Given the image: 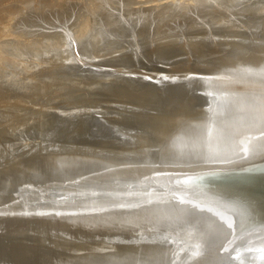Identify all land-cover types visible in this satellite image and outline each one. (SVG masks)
Segmentation results:
<instances>
[{
	"label": "bare ground",
	"instance_id": "1",
	"mask_svg": "<svg viewBox=\"0 0 264 264\" xmlns=\"http://www.w3.org/2000/svg\"><path fill=\"white\" fill-rule=\"evenodd\" d=\"M108 1L89 2L102 13L45 0L42 12L13 14L61 32L57 19L70 15L82 35L68 20L76 41L60 45L55 28L0 64L10 104L0 105V134L16 136H0V264H264V177L251 176L264 173V0H194L155 16ZM109 56L118 59L103 63ZM41 70L62 75L43 81ZM56 86L77 96L61 92L65 103ZM145 229L163 238L155 251Z\"/></svg>",
	"mask_w": 264,
	"mask_h": 264
},
{
	"label": "rangeland",
	"instance_id": "2",
	"mask_svg": "<svg viewBox=\"0 0 264 264\" xmlns=\"http://www.w3.org/2000/svg\"><path fill=\"white\" fill-rule=\"evenodd\" d=\"M0 1H1V4H2V5L0 4L1 7L3 6V7L5 8V6L9 5V6L12 7V8H11V9H10V7H6V8H8V10H13V11H14V12L11 11L12 13L7 12V13H8V14H7V13H1L3 10H2V9H1L2 11L0 10V11H1L0 14H4V15H6V16H3V15H1V16H2L3 18H6L5 20H7V21H5L4 19H1L2 23L0 24V25H1V26H0V64H1V66H2L3 62L6 63V61L10 62V61L16 59V57L19 56L20 53L22 52V48H23V46H24V47H26V46H27V47H30V46L33 44V41H35V40L38 39L40 36H42V34H43L44 32H46V31H47V32H49V31H50V32H51V31H52V32H55V33H54V36H55V34H57V33L60 31V30H58V29H62V26H56V27H55V25H57V24H55V23H56L55 21H57V20H58V21H59V20H63V21H64V19H65L64 23H63V21H61L62 24H63V25H64V24H65V25L68 24V25H69V23H70L72 20H71V21H70L69 19L66 20L67 16H68V18H70V19H73V18H74V17H73V18L69 17L70 15H66V16H65L64 18H62V19L59 18V19H57V20L51 21V22H53V23L55 22V23H54L55 25H52V23H51V25H52V28H54V30H55V28H56V29L58 28V29L56 30V31H58L57 33H56V31H54L53 29H51V26H49V25H50L49 23H48V25L46 24L47 22L42 23V25H41V26H38V27H37V26L35 27V25L33 24L34 27H33V25H32V28L28 29V26H23V25L20 23L19 19H18L17 21H15L16 18L14 19V16H15V15L17 16V15H19V14H22V13H23V10H24V12H28L29 10H33V11L35 12V14H36L37 12H42V11L44 10V9H43V8H44L43 6H44V1H45V0H30V2H31V7L26 6V2H27V0H26V2H24V0H19V1H18V0H17V1H12V0H11V1H9V3L11 2V4L7 3L8 1L6 2L5 0H0ZM2 1H4V2L2 3ZM28 1H29V0H28ZM59 1H60V0H58V2H59ZM79 1H80V2H79ZM90 1H91V0H75V2H77L79 5H80V3H81V5H83V6H85V7L88 6V5L86 6L85 4H89L88 7H90L91 5H93L92 3H89ZM120 1H121V0H120ZM124 1H126V0H124ZM124 1H123V2H119V0H118L117 2H116V0H115V2H114V1H113V2H112V1H108L107 4H109V5H112V4H113V5L117 6V7L120 6V5H121V6H124V7H122V8H123V9L125 8V10H126L127 12H129L130 15H131V13L133 12V10L138 11V10H139L138 8H140V7H141V8H140L141 10H144V11H145V9L143 8V7H145L146 9H150L149 11H156V12H154V16H155V15H159V14H161V13H158V12H159L160 10H164L165 6L167 7V5H168V7H169V5H176V6H180V7L185 8L186 6H190L192 3L195 2L194 0H189V1H188V0H127V1H126V4H124ZM128 1H130V3H129ZM172 1H173V2H172ZM178 1H180V2H178ZM12 2H15V3H16V4H15L16 6H15V5H12V4H13ZM58 2H57L58 7L61 8V7H62L63 5H65V4L67 5V4L73 3L74 0H61L59 3H58ZM87 2H88V3H87ZM127 2H128V4H127ZM131 2H132V3H131ZM188 2H189V3H188ZM5 3H6V4H5ZM23 3H24V4H23ZM60 3H61V5H60ZM114 3H115V4H114ZM119 3H120V5H119ZM3 4H5V6H4ZM41 4H42V5H41ZM116 4H117V5H116ZM59 5H60L61 7H60ZM192 5H193V4H192ZM192 5H191V6H192ZM14 6H15V8H14ZM115 6H114V7H115ZM1 7H0V8H1ZM91 7H92V8H95L94 10L97 11V13H100V12L102 13V11L99 10L100 8H99L98 6H94V5H93V6H91ZM97 7H98V8H97ZM112 7H113V6H112ZM147 7H149V8H147ZM41 8H42V10H39V9H41ZM115 8H116V7H115ZM118 8H120V7H118ZM122 8H121V9H122ZM162 8H163V9H162ZM113 9H114V8H113ZM113 9H112V10H113ZM155 9H156V10H155ZM38 10H39V11H38ZM141 10H140V12H139V11H138V12H139V13L144 12V11H141ZM113 11H114V10H113ZM113 11H112V12H113ZM119 11H120V9H119ZM130 11H131V13H130ZM136 11H134V12L132 13V15H133L134 13L137 14ZM146 11H148V10H146ZM146 11H145V13H148V12H149V11H148V12H146ZM114 12H115V11H114ZM116 12H117V11H116ZM116 12H115V13H116ZM10 14H11V15H10ZM13 14H15V15L13 16ZM113 15H114V16H117L118 14L115 15V14L113 13ZM8 16H9L10 18H9ZM95 16H96V15H95ZM95 16L93 17V19L96 18ZM164 16L166 17V15H164ZM7 17H8L10 20H9ZM97 17L99 18V16H97ZM165 17H164V18H165ZM88 18H89V17H88ZM111 18H112V19H111ZM111 18H110L111 20L114 19L113 17H111ZM116 18H117V17H116ZM116 18H115L114 20H116ZM89 19H91V18H89ZM96 19H97V18H96ZM68 20H69L70 22H69ZM74 20H75V18H74ZM86 20H87V19H86ZM111 20H110V21H111ZM114 20H113V22H114ZM87 21H88L87 23H89V25H90L92 19H91L90 22H89V20H87ZM49 22H50V21H49ZM59 22H60V21H59ZM59 22H58V23H59ZM65 22H66V23L69 22V23L66 24ZM92 22L94 23V20H93ZM106 22H108V21H106ZM74 23H75V22L72 21V25H70V27H72ZM177 23H178V22H177ZM177 23H176V24H177ZM38 24H39V23H38ZM38 24H36V25H38ZM40 24H41V23H40ZM40 24H39V25H40ZM62 24H61V25H62ZM76 24H77V25H76ZM76 24H75L74 26H77V27H75V28H78V29L72 31L73 33H75V32H76V33H77V32L79 33V34L77 33L76 35L74 34L76 37H75L73 34H71V31H70V30H71L72 28L68 27V25H67L68 28H66L65 25L63 26L64 29H66V30H62V32L60 31L59 34H57L59 38L56 37V36L54 37V38L59 39V40H60V39H63V41L61 40L62 42L60 41V43H61V44L59 43L60 45H63L62 43L65 42V41H66V43L68 44V41H69V39L67 40L68 36H71L72 41H76L75 38H77V36L80 37V36L82 35V34H80V32H79V31H81L80 29H81V27H82V26L80 25L81 23H80L79 19H78V22L76 21ZM78 24L80 25V27H79ZM102 24H103V23H102ZM173 24H174V23H173ZM173 24H172V25H173ZM178 24L180 25V23H178ZM104 25H105V23H104ZM181 25H182V24H181ZM74 26H73V27H74ZM173 26H174V25H173ZM173 26H172V27H173ZM29 27H30V25H29ZM59 27H61V28H59ZM170 27H171V24H170ZM79 28H80V29H79ZM146 28H147V29H146ZM146 28H145V29H146L147 32H148V31H149V30H148L149 28H148V27H146ZM67 29H68L69 33H68ZM143 29H144V28L142 27V31H143L142 33H145V34H146V31L144 32L145 29H144V30H143ZM195 29L197 30V31H194L195 33L197 32L196 34H198V33L201 34V32H199V29H200V31L202 30L201 28H198V29L195 28ZM28 30H29V31H28ZM78 30H79V31H78ZM32 31H33V32H32ZM82 31L84 32V30H82ZM95 31H96V30H95ZM150 31H151V30H150ZM27 32H28V33L30 32V33L27 34ZM35 32H36V33H35ZM37 32L39 33V35L37 34ZM63 32H64V33H63ZM65 32L68 33V35L66 34L67 37L65 36ZM83 32H82V33H83ZM158 32H159V30H158L157 32H156V31H155V32L152 31L153 35L151 34V32H150L149 34L147 33L146 35H145V34H144V35H145V36H147V35H150V36L152 35V36H154V35H156ZM187 32H190V30L187 31ZM187 32H184V33H187ZM23 33L25 34L24 36H23ZM60 33H61V34H60ZM191 33L194 35V33H193L192 30H191L190 34L187 33V34H185V35H187L188 37H191V36H192ZM21 34H22L23 37L21 36ZM35 34H36V35H35ZM45 34H47V33H45ZM49 34H53V33H49ZM49 34H48V36H51V35H49ZM62 34L64 35L63 38L61 37ZM31 35H32V37H31ZM59 35H60V36H59ZM142 35H143V34H142ZM158 35H159V37L161 36L160 33L157 34V36H158ZM190 35H191V36H190ZM17 36H20V37H22V38H20V37L17 38ZM38 36H39V37H38ZM157 36H156V37L154 36L153 38H157ZM187 36H186V37H187ZM27 37H28V38H27ZM36 37H37V38H36ZM65 37H66V38H65ZM73 37H75V38H73ZM64 38H65V39H64ZM15 39H16V40H15ZM24 39H25V40H24ZM31 39H32V40H31ZM17 40H18L19 42H17ZM64 40H65V41H64ZM15 41H16V42H15ZM20 41H21V43H20ZM31 41H32V44H31ZM22 42H23V43H22ZM37 42H38V41H37ZM41 42H42V41H41ZM41 42H39V43H40V44H43V43H41ZM18 43H20V44H18ZM28 43H30L31 45L28 44ZM17 44H18L19 46H18ZM67 44H66V45H67ZM25 45H26V46H25ZM102 45H104V44H101V47H102ZM39 46H40V45L38 44V47H39ZM27 47H26V48H27ZM101 47H100V48H101ZM103 47H104V46H103ZM103 47H102V48H103ZM39 48H40V47H39ZM104 48H105V47H104ZM23 49H24V48H23ZM98 50H100V49L98 48ZM102 50H104V49H102ZM30 54H31L30 56H32V53H31V52H30ZM34 54H35V53H33V56H34ZM28 55H29V54H28ZM111 58H113L114 61H115V59H118V58H115V57H113V56H109V57L107 58V60H106V57H104V59H105L104 62H103L102 60L100 61V60H99L100 58H99V59H96V60L98 61L99 64H100V63L102 64V62H103V63H106V62L108 63V62H110L111 60H108V59H111ZM114 58H115V59H114ZM101 59H102V58H101ZM40 60H41V59H40ZM40 60H37V61H40ZM94 60H95V58H94ZM94 60H92V61L94 62ZM113 60H112V61H113ZM28 61H29V60H28ZM114 61H113V65L117 62V60H116V62H114ZM40 62H41V61H40ZM7 64H8V66H9V63H7ZM32 64H33V63L29 64V65H31L30 67H32ZM116 64H117V63H116ZM3 65H4V67L7 66L6 64H3ZM10 66H12V65L10 64ZM33 66H34V64H33ZM2 67H3V66H2ZM4 67H3V68H4ZM9 68H10L11 70H10ZM9 68H8V67L6 68V69H8V71L5 69V70L7 71V73H9V71H10V72H13V71H12V70H13V66H12V67H9ZM41 71L43 72V75H44V76H42V74H39V73H41ZM41 71H39V73H37V74H39V76L37 75L38 78H37V76H35V77H36L37 79H39V78L41 79V78L43 77V78H42L43 81H46V80L48 79V77H49V75H50L49 73L52 74V75H50V76H52L53 78H56V76L58 77V74H59V73H60L59 76L62 75V74H61L62 72H59V71H61V70H58V71H57V70H53V72L55 71V72H54L55 74L58 72L56 76H54L55 74H53L52 72H50V71H52V70H50V71H49V70H45L47 73H48V71H49V73H48L47 76L45 75L44 70H41ZM56 71H57V72H56ZM91 72H92V71H91ZM47 73H46V74H47ZM9 74H11V73H9ZM40 76H42V77H40ZM46 77H47V78H46ZM44 78H45V79H44ZM49 78H50V77H49ZM42 80H41V81H42ZM41 81H40V82H41ZM60 83H61L62 85L64 84V82H63V83L60 82ZM58 85H59V86H62V85H60L59 83H58ZM58 85H57V86H58ZM57 86H56V88H57ZM65 86H66V83H65V85H64V90H65L66 88L69 87V85H67L66 88H65ZM53 87H54V89H55V86H53ZM53 87H52V88H53ZM84 87H86V86H84ZM60 88L63 89V87H60ZM60 88H59V91H60ZM70 88H71V90H72V87H70ZM82 88H83V87H82ZM86 88H88V90H85V91H84V88H83V90H82L81 88H79V92L81 91V93H82V91H84L83 93H88V92L91 93V92L93 91L92 94H90V95H93V93H95L96 95H98V94L100 93L101 95L99 94L100 96H98V97H97V96L95 97V96L93 95V97H95L94 99H97V100H99V99H98L99 97L102 98V94H103V96H104V94H105L104 98H106V97H107L106 93H107V94L109 93V92H107L106 90H103L102 87H101V88H102V91H103V92L106 91L105 93H101V92H99L101 89L98 90V88L96 89V90L98 91V93H97L96 90H93V88H91L92 91H89V90H90L89 87H86ZM99 88H100V87H99ZM50 89H51V87L49 88V91H50ZM54 89H53V90H54ZM73 89H74V87H73ZM76 89H77V91H78V87H77ZM76 89H74V90L76 91ZM80 89H81V90H80ZM94 89H95V88H94ZM51 90H52V89H51ZM53 90H52V92L55 94V90H56V89H55L54 91H53ZM64 90H63V91H64ZM71 90H68V91H71ZM74 90H72V93L76 95V93H75ZM49 91H46V92L48 93V94L46 93L47 96H48L47 99H50L49 97L52 98V97L54 96V94L50 91V92L53 94V95H51V93H49ZM59 91H58V88H57V92H59ZM63 91H60L59 93L56 92V93H57V96H56V97H58V95L60 94L59 97L61 98V97L63 96V95H61V92H62L63 94H65V95H66V93L68 92V91H67V92L65 91V93H64ZM73 91H74V92H73ZM86 91H87V92H86ZM94 91H96V92H94ZM79 92H77V93L79 94ZM7 93H8V92H7ZM10 93H11V92H9L7 95L9 96ZM83 93L80 94V95L83 96ZM112 93H114V96H115V93H116V92H112ZM112 93H111V94H112ZM118 93H119V92H117L116 94H118ZM0 94H1V93H0ZM44 95H45V93L42 94L43 97L40 96V95H39L40 98H39V96H37V97L39 98V100H41V98H44ZM65 95H64V96H65ZM84 95H86V94H84ZM87 95H89V93H88ZM87 95H86V96H87ZM108 95H109V96L107 97V98H108L107 100H108V101H109V99H112V100H113V101H112V100L109 101V103L111 102V104H114V103H112V102H118V101H119V102L122 103L123 100L125 101V99H122V98H121V101H120V99H119L120 97L117 98V99H115V97H118L119 95H117V96H115V97H114V96L111 97L112 95H110V93H109ZM120 95H121V94H120ZM10 96H11V94H10ZM47 96H46V97H47ZM64 96H63V97H64ZM76 96H77V95H76ZM82 96H81V97H82ZM86 96H85V97H86ZM37 97L35 96L36 101L38 102ZM56 97H55V101H56V99L58 100V98H56ZM63 97H62V98H63ZM81 97H80V98H81ZM83 97H84V96H83ZM85 97H84V98H81V99H83V100L86 101V99L92 98V96H91V97H90V96H89V97L87 96L86 98H85ZM110 97H111V98H110ZM121 97H122V96H121ZM35 98H34V100H33L32 98H30V99H32L31 103H32L33 101H35ZM53 98H54V97H53ZM53 98H52V99H53ZM62 98H61V100H62ZM47 99H46V98H45L44 100L42 99V100L45 102V106L48 105V103L46 104V100H47ZM52 99H50V101H52ZM64 99H66V102H65V103L70 102V100H69L68 98H66V96H65ZM118 99H119V100H118ZM61 100L59 99L58 102H60ZM68 100H69V101H68ZM100 100H101V99H100ZM115 100H116V101H115ZM36 101H35V104H37ZM43 101H41L42 103H40V101H39V103L43 105V104H44ZM50 101H49V103H50ZM53 101H54V100H53ZM55 101H54V102H55ZM103 101H105V100L102 99L101 102H103ZM108 101H107V102H108ZM124 101H123V102H124ZM3 102H4V101H3ZM3 102H2V103H3ZM6 102H7V101H6ZM6 102H4V104H3V106H2V105H1L2 103H1V100H0V105H1L2 107H4V105H5V106H6V105H10V104H7ZM47 102H48V101H47ZM56 102H57V101H56ZM39 103H38V104H39ZM104 103H105V105H107L108 107H109V105H111V104H109V103H106V101H105ZM126 103H127V100H126ZM38 104H37V105H38ZM40 104H39V105H40ZM57 104H58L59 106H57L56 103H55V106H51L52 104H51V105L49 104V105H50L51 107H53L54 109H57V107H62L61 103H57ZM62 104H63V103H62ZM108 104H109V105H108ZM53 105H54V103H53ZM103 105H104V104H103ZM35 106H36V105H35ZM50 106H48V107H50ZM56 106H57V107H56ZM63 106H64V105H63ZM36 107H37V106H36ZM55 107H56V108H55ZM112 107H113V106H112ZM0 108H1V107H0ZM4 134L6 135V133H4ZM2 135H3V133L0 134V136H2ZM7 136H9V137L7 138ZM7 136H4V135H3V138H6L5 141H7V142L9 143V145H10V144L14 141V139H16V136L13 138L14 135H12L11 133L8 134ZM10 137H12L13 139H11ZM3 138H2V137L0 138V140H1V139L3 140V141H0V142H2V145H1L2 147H4V146H3V144H4V139H3ZM8 139H9V140H8ZM10 139H11V140H10ZM17 140H18V139H17ZM17 140H16V141H17ZM7 142H5V143H7ZM10 142H11V143H10ZM83 142H85V141H83ZM94 142H95V141H94ZM13 143H15V142H13ZM0 144H1V143H0ZM94 144L97 145V144H99V143L96 144V142H95ZM111 145H112V144H111ZM5 146H6V148L9 147L8 144L5 145ZM7 146H8V147H7ZM112 146H113V145H112ZM6 148H5V149H6ZM163 156H164V155H163ZM161 157H162V156H161ZM251 176H252V177H254V176H257V177H264V173L252 174ZM207 178H208V177H207ZM222 180H223V178H222ZM116 218H117V217H116ZM113 221H114V220H113ZM124 221L126 222V219H125V220L123 219V221H121V222H124ZM127 221H128L127 223H129V221H131V220H128V219H127ZM114 223H115V222H114ZM116 223H117V222H116ZM119 223H120V222H119ZM148 229H149V228H148ZM148 229H147V230H148ZM127 230H128V231H127ZM145 231H146V229L144 230V233H142L143 235H145L147 232H150V231L148 230V231H146V233H145ZM158 231H159V230H157V232H158ZM124 232H125V230H124ZM124 232H123V234H125ZM130 232H132L131 229H126V233H130ZM142 232H143V231H142ZM159 232H160V231H159ZM160 233H161V232H160ZM14 234H15V233H14ZM148 234H149V233H147L146 236H149L152 240H150V238H147V239H146V238H144V236L141 235L142 237L140 236L141 238L139 237L138 241H139L140 239H141V240H140L139 242H141V241L144 240V239H145V240H150V242H151L152 244H150V242H148V247L150 248L151 245H152V246H151L152 248L155 247V248H153V251H155L156 249H158V248H157L158 246H159V247L162 246L161 244L159 245V243H160V241H162L163 238H161V236H159L158 233H157V235H158V236L160 237V239H161V240H160V239H159V240L157 239L159 242L155 239L156 237L158 238L157 235H156V237H155V236H153L151 233H150V235H148ZM155 234H156V233H155ZM23 235L26 236V234H23ZM23 235L20 234V235H17V236L23 237ZM114 235H115V234H114ZM151 235H152V236L154 237V239L156 240L155 243H153V241H155V240H153V238L151 237ZM116 236H117V234H116ZM120 236H121V234H120V235L118 234L117 237L120 238ZM122 236H123L122 238L126 241V242H125V243H126L125 246L130 245V243L127 242L128 238H125V237H126L125 235H122ZM127 236H129V235L127 234ZM122 238H121L120 241H119V243H120L121 245L118 246L119 244H117V246H118L119 248H122L121 246H122V244L124 243V242L121 243V242H122L121 240H123ZM130 238H131V237H130ZM130 238H129L128 241H130ZM142 238H144V239H142ZM126 239H127V240H126ZM139 242H138V243H139ZM127 243H129V244H127ZM136 243H137V242H136ZM136 243H132V244L135 246ZM138 243H137L136 245H139V246H140V245L142 244V243H141V244H138ZM15 244H17V243L14 242V248H15ZM132 244H131V246H133ZM149 244H150V245H149ZM154 244H157V247H156V245L153 246ZM10 245L13 246V243H11ZM123 245H124V244H123ZM143 245H145L144 247H147V242H146V241H143ZM143 245H141L140 247H143ZM125 246H123V248H124ZM136 247H137V246H135L134 248H136ZM144 247L142 248L143 250L145 249ZM148 247H147V248H148ZM123 248H122V249H123ZM125 248H126V247H125ZM138 248H139V247H138ZM138 248L135 249V250H138V254L142 253V251H140L141 248H139V249H138ZM129 249H130V248H129ZM150 249H151V248H150ZM150 249H149V252H150ZM154 249H155V250H154ZM132 250H133V248L131 247V251H132ZM135 250H133V251H135ZM146 250H147V249H146ZM151 250H152V249H151ZM133 251L131 252V254H132V253H135V254L137 253V251H136V252H133ZM139 251H140V253H139ZM144 251H145V250H144ZM153 251H151V252L154 253ZM146 252H148V250H147ZM151 252L148 253L147 256H148V255L150 256V255H151ZM135 254H134V255H135ZM143 254L145 255L144 252H143ZM152 255H153V254H152ZM151 257H152V256H151ZM143 258H146V256H143L141 259H143ZM147 259H149V257H147ZM144 260H146V259H144Z\"/></svg>",
	"mask_w": 264,
	"mask_h": 264
}]
</instances>
